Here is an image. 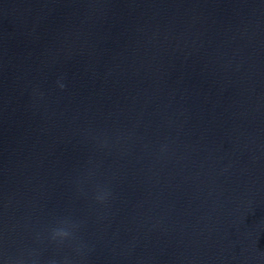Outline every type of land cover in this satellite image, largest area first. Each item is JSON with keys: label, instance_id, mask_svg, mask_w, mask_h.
<instances>
[{"label": "water", "instance_id": "1", "mask_svg": "<svg viewBox=\"0 0 264 264\" xmlns=\"http://www.w3.org/2000/svg\"><path fill=\"white\" fill-rule=\"evenodd\" d=\"M0 264H264V0H0Z\"/></svg>", "mask_w": 264, "mask_h": 264}]
</instances>
